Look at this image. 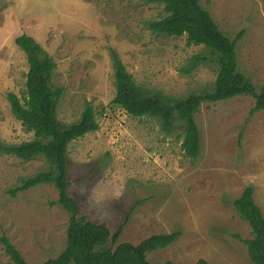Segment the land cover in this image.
<instances>
[{
	"label": "rangeland",
	"instance_id": "374dc122",
	"mask_svg": "<svg viewBox=\"0 0 264 264\" xmlns=\"http://www.w3.org/2000/svg\"><path fill=\"white\" fill-rule=\"evenodd\" d=\"M201 4L228 36L244 31L238 41L240 69L259 88L264 80V0ZM164 6L148 0H0V140L14 144L34 137L9 100L10 93H26L29 63L15 41L26 33L57 63L51 80L64 89L58 118L78 120L89 102L100 123L99 130L69 143V193L78 200L81 215L106 224L112 233L124 223L119 242L138 244L153 234L180 231L173 244L147 254L152 264H195L201 258L211 264H254L243 240L252 237L251 227L233 202L251 185L264 215V110L251 114L255 98L237 95L201 104L197 160L182 150L180 121L166 129L160 118L133 116L112 103V49L140 89L182 96L214 84V64L183 70L205 46H189L185 36L149 28L148 20L164 15ZM51 169L42 155L23 160L0 154V263L10 259L3 236L31 264L57 257L65 247L69 214L56 203V187L44 183L10 192L22 178ZM85 189L101 202L92 205L95 210L81 195ZM116 193H122L118 201Z\"/></svg>",
	"mask_w": 264,
	"mask_h": 264
},
{
	"label": "trees",
	"instance_id": "16d2710c",
	"mask_svg": "<svg viewBox=\"0 0 264 264\" xmlns=\"http://www.w3.org/2000/svg\"><path fill=\"white\" fill-rule=\"evenodd\" d=\"M164 3V15L148 20L153 32L169 37H186L189 46L203 45L205 51L193 54L185 73L203 63L214 64L217 76L214 84L182 96H168L160 92L140 89L132 80L130 72L118 55L111 50L115 96L112 103L121 106L133 116L160 118L163 127L172 129L180 121L183 129L182 150L192 160L201 156V130L196 120L201 104L218 102L237 95L255 98L251 114L264 110V80L258 88L254 81L240 68L238 41L244 31L234 38L228 36L202 6L201 0H148ZM16 44L27 54L29 70L26 77V93L19 97L9 94L11 108L18 120L34 137L19 143L5 144L0 140V154L14 155L23 160L44 156L51 170L40 171L22 178L21 183L10 189L13 195L44 183L53 184L58 191L56 203L69 214L66 245L57 257L43 264H152L148 253L156 252L173 244L180 231L153 234L140 243L119 242L124 223L112 233L104 223L91 221L81 215V206L69 193V143L97 131L100 123L91 103H87L78 120L70 123L57 116L59 102L64 93L61 86L52 83L57 63L32 35L16 37ZM23 98L24 102L21 101ZM254 199V187L249 185L233 202L240 216L250 227L252 237L243 239L254 264H264V215ZM1 240L9 255V261L0 264H31L6 236ZM161 264H174L167 260ZM195 264H211L201 258Z\"/></svg>",
	"mask_w": 264,
	"mask_h": 264
},
{
	"label": "clouds",
	"instance_id": "9594fccd",
	"mask_svg": "<svg viewBox=\"0 0 264 264\" xmlns=\"http://www.w3.org/2000/svg\"><path fill=\"white\" fill-rule=\"evenodd\" d=\"M101 180H103V177H101ZM99 183H100V181L98 180L97 184H99ZM94 189H95V185L93 186V190L92 191H94ZM87 192H88V190L85 189L84 191L81 192V195H85L86 196V203L89 204V207H90L91 210H95V209H92V205L94 203L95 204H99L101 202L98 201V200H95L91 195L86 194ZM121 195H122V193H116V195L113 197V199L118 201L121 198ZM101 219H103V216H101Z\"/></svg>",
	"mask_w": 264,
	"mask_h": 264
},
{
	"label": "crops",
	"instance_id": "0c3cea01",
	"mask_svg": "<svg viewBox=\"0 0 264 264\" xmlns=\"http://www.w3.org/2000/svg\"><path fill=\"white\" fill-rule=\"evenodd\" d=\"M157 3H160V2H157Z\"/></svg>",
	"mask_w": 264,
	"mask_h": 264
}]
</instances>
